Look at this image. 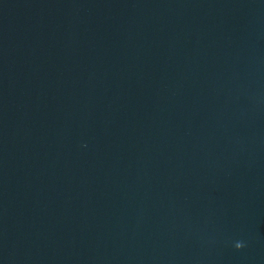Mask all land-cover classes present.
<instances>
[{"label": "water", "instance_id": "obj_1", "mask_svg": "<svg viewBox=\"0 0 264 264\" xmlns=\"http://www.w3.org/2000/svg\"><path fill=\"white\" fill-rule=\"evenodd\" d=\"M0 264H264V0H0Z\"/></svg>", "mask_w": 264, "mask_h": 264}, {"label": "clouds", "instance_id": "obj_2", "mask_svg": "<svg viewBox=\"0 0 264 264\" xmlns=\"http://www.w3.org/2000/svg\"><path fill=\"white\" fill-rule=\"evenodd\" d=\"M239 247V246H238Z\"/></svg>", "mask_w": 264, "mask_h": 264}]
</instances>
